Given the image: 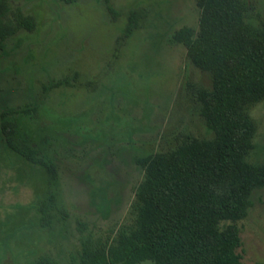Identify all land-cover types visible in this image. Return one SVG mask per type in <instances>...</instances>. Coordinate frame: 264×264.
I'll use <instances>...</instances> for the list:
<instances>
[{
  "label": "rangeland",
  "instance_id": "rangeland-1",
  "mask_svg": "<svg viewBox=\"0 0 264 264\" xmlns=\"http://www.w3.org/2000/svg\"><path fill=\"white\" fill-rule=\"evenodd\" d=\"M198 2L5 0V23L30 18L35 28L2 42L0 110L35 106L31 116L6 119L16 122L21 146L52 165L55 184L0 140V264H70L79 224L97 237L127 223L144 176L137 159L213 138L197 101L212 76L174 41L183 29L197 35ZM243 2L245 22L262 28L264 0ZM246 114L255 126L248 162L264 167V99ZM50 192L67 216L56 212L44 228L39 207ZM251 203L238 223L240 253L243 264H264V189Z\"/></svg>",
  "mask_w": 264,
  "mask_h": 264
},
{
  "label": "trees",
  "instance_id": "trees-1",
  "mask_svg": "<svg viewBox=\"0 0 264 264\" xmlns=\"http://www.w3.org/2000/svg\"><path fill=\"white\" fill-rule=\"evenodd\" d=\"M198 5L197 35L183 29L174 41L187 48L196 68L212 76L211 90L199 91L197 101L213 138L137 159L144 176L127 223L97 237L79 224L80 251L70 264H243L238 223L248 216L252 193L264 189V167L248 162L255 126L246 114L264 99V26L255 29L245 22L243 0H199ZM21 27L33 31L35 23L30 18L5 23V0H0V48ZM34 112L33 105L0 110V140L12 153L44 166L54 186L52 165L22 147L16 122L6 119ZM39 211L44 228L58 212L67 216L51 192ZM28 264L57 263L40 258Z\"/></svg>",
  "mask_w": 264,
  "mask_h": 264
}]
</instances>
